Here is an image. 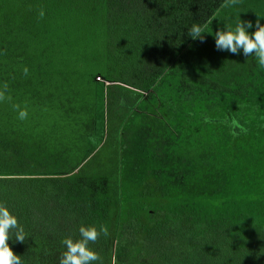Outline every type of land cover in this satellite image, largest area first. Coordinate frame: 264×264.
<instances>
[{
  "label": "trees",
  "instance_id": "1",
  "mask_svg": "<svg viewBox=\"0 0 264 264\" xmlns=\"http://www.w3.org/2000/svg\"><path fill=\"white\" fill-rule=\"evenodd\" d=\"M252 2L245 0L234 12L236 6L224 7L223 0H0V87L7 82L11 96L0 102V202L27 233L24 243L9 241L23 264H59L65 251L61 241L78 239L82 224L108 227V237L90 244L103 264H264V192L254 184H242L230 197L192 195L175 209L163 201L192 176L205 178L211 165L203 152L207 145L199 147L202 152L183 147L199 127L193 122L196 112L188 113L181 132L170 128L169 143L142 125L151 108L163 105L197 106L200 122L206 109L220 108L225 117L219 122L232 137L253 141L256 150L264 145V68L242 52L217 50L214 38L238 18L250 21ZM251 22L249 33L255 31ZM193 23L204 26L203 42L188 36ZM73 47L79 48L76 59L90 54L102 64L104 57L108 67L96 76L103 86L98 77L111 83L106 86L109 108L98 116L97 131L84 105L78 111L91 119L80 120L82 125L75 112H64L74 116L73 128L64 131L68 118L58 106L63 110L73 101L68 94L75 74L61 73L59 67ZM116 83L135 89H127L135 96L118 90ZM17 104L28 111L24 121L18 119ZM115 104L127 109V121L119 124L125 130L121 159L132 158L138 196L152 204L140 206V213L120 198L116 175L121 177L122 161L109 153L110 146L100 149ZM204 117L217 124L214 117ZM233 118L245 133L236 129L238 134H232ZM84 126L90 133L79 136L81 142L77 134ZM129 134L132 141L126 139Z\"/></svg>",
  "mask_w": 264,
  "mask_h": 264
},
{
  "label": "rangeland",
  "instance_id": "2",
  "mask_svg": "<svg viewBox=\"0 0 264 264\" xmlns=\"http://www.w3.org/2000/svg\"><path fill=\"white\" fill-rule=\"evenodd\" d=\"M235 6L236 7L234 12L245 6V0H240V3ZM248 10L252 11L250 17L248 18L250 21H253V23L255 24L256 20L259 18L260 23L264 24V0H253L250 9L248 8ZM78 50V47H73L68 51V54L62 58L59 72L67 73L66 71H72L69 72L68 75L70 76V74L73 75L74 73L75 80H73L72 78V83H70L69 87L70 92L68 94V96L71 97L73 101L69 103L70 105L66 104L65 106H63V110L62 106H58V108L62 111L61 114L64 119L65 116L66 119L68 118V115L64 114V112L70 113V115L71 113L75 112L78 115L76 118L79 117L78 121L83 125L80 120L91 119V116L87 117V114L78 111V109L82 105H84V111L88 110V113L90 112V114H92V119L95 118L97 131L99 123L98 116L102 113V109L105 111L107 107L109 108L108 100L110 98V88L97 83L96 76L101 71H107L108 67H106L104 57L102 60V64H100L97 59L93 60L95 57H91L90 54H87V58L90 57L88 59L85 57H83L81 60L76 59V51ZM97 64H99V66H96ZM95 66L97 67V69L95 68ZM92 71L93 73H89ZM94 78L96 82L94 81ZM115 85H117L115 87H117L118 90H121V92L123 91V93H128V95L132 97L135 96L133 92H129L127 90L129 89L135 91V89L131 87L129 88L121 83H116ZM50 89L51 93H53L52 87H50ZM42 91H45V93H47L46 87H42ZM118 104H115L113 109L111 108L112 113H115V115L112 114L111 116L113 117L109 116V120H107L106 126L107 129L110 127V130H107L108 132H106L105 141L101 144L100 149L106 145V150L110 146L111 150L109 149V153L112 154V156H115L114 153H117V157L121 162V150L123 149L121 138L122 133L124 136L125 130H123L124 127H119V124H121L123 121H127V119H124L125 117H123L127 109L123 105L118 106ZM54 105L57 106V104ZM160 108L161 109H159L158 107L151 108L153 110V114H151L152 117H145L143 119L142 125H146L149 129H152L157 133L160 132L162 142L165 141L169 143L168 136L170 134V128L176 130V132H181L180 130L182 128L185 129L188 125V120L190 119V115H188V113L196 112V114L193 116V122L195 124H198L199 127L197 129L196 126L194 131L190 133L191 137L189 136L187 144H183V147L185 150L187 149L193 151L194 149L191 148H193L194 146H196V148H199L203 145H207L209 149L203 150V152L206 153L205 156L207 157V159H212L211 165L207 164V167H205L207 169L205 178H202L201 176H197L195 178L194 176H192L191 178L186 180L183 188L174 187L172 198H163V201H170V206L174 207L173 209H175L176 206L180 207L182 206L181 204L186 203H180V201L190 200L192 195L206 194L207 199H213L218 198V192H220L219 194L223 193L222 196L228 194V197H230L234 195V190L238 189L241 191V188L243 187L242 184L245 183L254 184V188L260 190L261 192H264V145L258 144L256 150L253 141L232 137V135L226 129V125L219 122L225 117L223 110L217 108L216 111L210 113L208 109H206L200 115V122L197 118V106H179L176 104H169L168 106L163 105ZM155 109H157V111ZM154 111L156 112L154 113ZM180 111H185L183 117L180 116ZM207 114L209 117H214L217 120V124L210 125V123L206 122L204 115L207 116ZM247 117H254V114L249 113ZM73 119L74 116H71L66 120V122L63 123L64 131L66 134V128L68 130L73 128ZM132 132L133 130H131L130 134H132ZM86 133H90V131L86 132L85 126L82 127V129H80V131L78 132L77 136L81 142H83L84 139L79 136L86 135ZM130 134L129 136H126V139H131L132 141V135ZM63 144L65 147L69 146L67 142ZM176 145L180 146L182 144L180 143ZM73 146L74 145L71 144L70 147L74 148ZM201 150L202 149H200V151ZM129 159L131 162L129 161L128 163H125L124 160L121 162V169L124 168L121 170V177H119L120 173H118V176L116 175V178L120 180L122 184L120 198L125 201V207L134 210L135 213H140L141 211L137 210L140 206L148 207L152 204L150 205L149 200H142L138 196L140 189H138L135 183L136 181L133 178V171L132 169H130V167L134 164V161L132 160V158ZM259 169L262 171L261 173H258L256 171ZM115 172L116 171H114V174ZM164 182L170 184L177 183L169 178H165ZM115 183L116 182L114 181L112 182L113 185ZM199 204L204 205L203 203ZM158 205L161 204L158 203ZM149 218L151 220H154L156 216L152 215L149 216Z\"/></svg>",
  "mask_w": 264,
  "mask_h": 264
},
{
  "label": "clouds",
  "instance_id": "3",
  "mask_svg": "<svg viewBox=\"0 0 264 264\" xmlns=\"http://www.w3.org/2000/svg\"><path fill=\"white\" fill-rule=\"evenodd\" d=\"M240 0H223V6H235ZM45 12L39 11V17L43 18ZM253 24L251 21H242L238 18L235 25L227 24L224 28L214 34L215 47L219 51H227L233 55H240L241 52L245 57H254L260 68H264V24L260 23L258 18L255 22V31L249 33ZM205 28L199 23H193L188 28V36L193 40L204 41ZM25 76L29 74V69L23 68ZM9 85L7 82L0 87V102L11 100L8 94ZM18 111V119L24 121L28 118V111L21 110L20 105H14ZM229 127L233 129L232 134L237 135L235 131L239 129L240 133H245L247 129L239 120L233 118ZM101 235L108 237L110 235L106 225H81L79 227V238L65 237L61 242L65 246V251L60 256L59 264H103V259L98 252L90 247V244L96 243ZM27 238L22 225L19 224L17 217L12 214L6 203L0 202V264H23L21 256L17 255L9 245L10 240L24 243Z\"/></svg>",
  "mask_w": 264,
  "mask_h": 264
},
{
  "label": "built area",
  "instance_id": "4",
  "mask_svg": "<svg viewBox=\"0 0 264 264\" xmlns=\"http://www.w3.org/2000/svg\"><path fill=\"white\" fill-rule=\"evenodd\" d=\"M98 81L104 83L106 86L110 85L111 83H109L108 81H105V79L101 78V77H98L97 78Z\"/></svg>",
  "mask_w": 264,
  "mask_h": 264
}]
</instances>
